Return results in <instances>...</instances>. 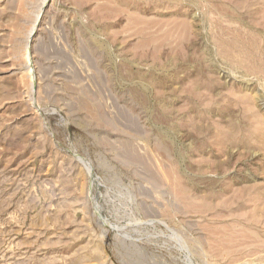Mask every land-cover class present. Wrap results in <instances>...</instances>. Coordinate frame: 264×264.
Masks as SVG:
<instances>
[{
    "label": "rangeland",
    "instance_id": "obj_1",
    "mask_svg": "<svg viewBox=\"0 0 264 264\" xmlns=\"http://www.w3.org/2000/svg\"><path fill=\"white\" fill-rule=\"evenodd\" d=\"M0 264H264V0H0Z\"/></svg>",
    "mask_w": 264,
    "mask_h": 264
},
{
    "label": "bare ground",
    "instance_id": "obj_2",
    "mask_svg": "<svg viewBox=\"0 0 264 264\" xmlns=\"http://www.w3.org/2000/svg\"><path fill=\"white\" fill-rule=\"evenodd\" d=\"M251 54V53H250ZM246 236V235H245ZM244 237V236H243ZM252 240V239H251ZM239 241H240V239H239ZM240 251V250H239Z\"/></svg>",
    "mask_w": 264,
    "mask_h": 264
}]
</instances>
